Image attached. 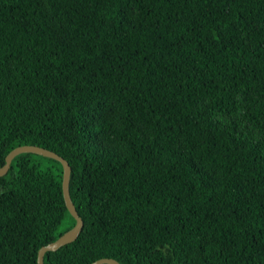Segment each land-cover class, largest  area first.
Here are the masks:
<instances>
[{
    "label": "trees",
    "instance_id": "1",
    "mask_svg": "<svg viewBox=\"0 0 264 264\" xmlns=\"http://www.w3.org/2000/svg\"><path fill=\"white\" fill-rule=\"evenodd\" d=\"M26 144L84 220L45 264H264V0H0V167ZM62 179L0 176V264L75 225Z\"/></svg>",
    "mask_w": 264,
    "mask_h": 264
},
{
    "label": "water",
    "instance_id": "2",
    "mask_svg": "<svg viewBox=\"0 0 264 264\" xmlns=\"http://www.w3.org/2000/svg\"><path fill=\"white\" fill-rule=\"evenodd\" d=\"M23 153L38 154L61 162L63 166L62 189H63L64 200L68 208V211L76 220L75 225L71 229L63 233L56 240L42 246L39 249L38 264H45L44 259L47 252L57 251L59 248L77 240L84 227V220L79 215L78 210L72 200L70 193V180H71V171H72L71 165L67 159H65L57 152L38 145H31V144L20 145L14 148L13 150H11L7 154L5 164L2 167H0V176L6 175L11 167L14 158ZM91 264H122V263L119 262L117 259L106 257V258H100Z\"/></svg>",
    "mask_w": 264,
    "mask_h": 264
},
{
    "label": "rangeland",
    "instance_id": "3",
    "mask_svg": "<svg viewBox=\"0 0 264 264\" xmlns=\"http://www.w3.org/2000/svg\"><path fill=\"white\" fill-rule=\"evenodd\" d=\"M36 160L40 161L41 162V167L43 169H46L47 166H48V161L44 158H40L38 156L35 157ZM65 227V223H63L61 226H60V229H63Z\"/></svg>",
    "mask_w": 264,
    "mask_h": 264
}]
</instances>
